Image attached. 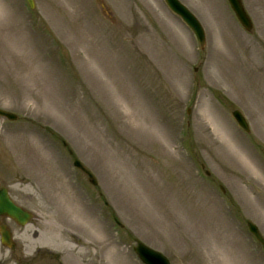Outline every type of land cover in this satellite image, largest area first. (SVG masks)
<instances>
[{
  "label": "rangeland",
  "instance_id": "374dc122",
  "mask_svg": "<svg viewBox=\"0 0 264 264\" xmlns=\"http://www.w3.org/2000/svg\"><path fill=\"white\" fill-rule=\"evenodd\" d=\"M241 1L250 30L228 0H180L200 48L164 0H0V187L33 214L0 216V264H143L135 239L264 264V0Z\"/></svg>",
  "mask_w": 264,
  "mask_h": 264
},
{
  "label": "water",
  "instance_id": "95a60500",
  "mask_svg": "<svg viewBox=\"0 0 264 264\" xmlns=\"http://www.w3.org/2000/svg\"><path fill=\"white\" fill-rule=\"evenodd\" d=\"M30 7L33 6V0H27ZM169 8L178 14L194 31L196 34L200 46L203 47L205 40H204V31L197 20V18L192 14V12L179 0H165ZM233 12L235 13L237 19L241 23V25L246 29L250 30L252 28V21L248 16L247 12L245 11L242 1L241 0H228ZM232 115L236 122L241 126L244 130L248 131V123L242 112L238 109L232 110ZM0 116L7 118L8 120H16L17 115L11 111L5 110L0 108ZM65 144V142H63ZM71 153V150H69ZM74 164L79 167L88 177V181L92 185H96V179L94 175L85 168L82 163L75 159ZM208 174V171H206ZM222 190L223 187H221ZM0 216L2 217H9L14 220L19 225H25L28 223L33 214L25 209L24 207L20 206L19 204L15 203L13 199L10 197L8 190L6 187H0ZM121 225V224H120ZM247 226L249 230L254 234V236L260 241V243L264 247V239L261 236L258 228L255 224L251 221H247ZM0 240L3 244L12 247L14 242L12 241V236L10 230L6 227V225H0ZM136 245L134 246V250L139 258L145 264H170L167 257L162 254L161 252L147 246L146 244L142 243L140 240L136 239Z\"/></svg>",
  "mask_w": 264,
  "mask_h": 264
},
{
  "label": "flooded vegetation",
  "instance_id": "af4514ba",
  "mask_svg": "<svg viewBox=\"0 0 264 264\" xmlns=\"http://www.w3.org/2000/svg\"><path fill=\"white\" fill-rule=\"evenodd\" d=\"M22 264H24V263H22Z\"/></svg>",
  "mask_w": 264,
  "mask_h": 264
}]
</instances>
